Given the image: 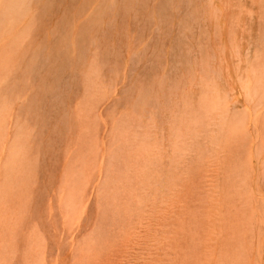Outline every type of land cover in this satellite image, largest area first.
<instances>
[{
    "label": "rangeland",
    "instance_id": "1",
    "mask_svg": "<svg viewBox=\"0 0 264 264\" xmlns=\"http://www.w3.org/2000/svg\"><path fill=\"white\" fill-rule=\"evenodd\" d=\"M0 264H264V0H0Z\"/></svg>",
    "mask_w": 264,
    "mask_h": 264
},
{
    "label": "bare ground",
    "instance_id": "2",
    "mask_svg": "<svg viewBox=\"0 0 264 264\" xmlns=\"http://www.w3.org/2000/svg\"><path fill=\"white\" fill-rule=\"evenodd\" d=\"M249 91V90H248Z\"/></svg>",
    "mask_w": 264,
    "mask_h": 264
}]
</instances>
